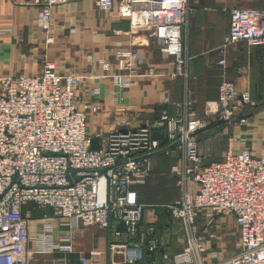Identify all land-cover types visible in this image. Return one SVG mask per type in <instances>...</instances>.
<instances>
[{
  "label": "built area",
  "instance_id": "2783aa9c",
  "mask_svg": "<svg viewBox=\"0 0 264 264\" xmlns=\"http://www.w3.org/2000/svg\"><path fill=\"white\" fill-rule=\"evenodd\" d=\"M71 1L76 0H34L40 6L38 33H44L46 47L55 42L54 8ZM93 1L100 11H117L128 17L132 28L148 31L155 45L173 57V76L183 80L177 114L164 110L154 123L139 126L121 120L122 128L99 134L101 145L94 147L88 116L100 107L79 106L76 87L83 75L59 74L45 57L38 76L1 78L0 264H28L31 240L37 241L38 253H73V231L63 232L53 242V219L70 227L76 221L110 231L109 252L122 257L113 264H264V153L234 152L230 144L223 160L207 164L199 146L197 135L206 123L194 110L190 92V0ZM239 42L264 46V9L231 10L223 46ZM102 64L115 65L114 84L127 88L139 75L143 60L138 49L130 48ZM254 104L249 90L223 78L217 111L221 120L245 123L243 112ZM159 154L175 159L170 174L180 190L179 198L161 205L165 225L159 219L144 222L146 204L138 189L151 175L152 158ZM29 202L53 211V217L44 216L34 236L23 214ZM228 216L237 226L239 250L221 258L217 249H209L207 239L214 238L217 219ZM201 218L204 234L198 229ZM174 223L184 232V246L178 251L173 250ZM120 224L126 230L118 228ZM98 254L81 255L79 264L96 261Z\"/></svg>",
  "mask_w": 264,
  "mask_h": 264
},
{
  "label": "crops",
  "instance_id": "0c3cea01",
  "mask_svg": "<svg viewBox=\"0 0 264 264\" xmlns=\"http://www.w3.org/2000/svg\"><path fill=\"white\" fill-rule=\"evenodd\" d=\"M190 6L188 72L194 110L206 123L197 135L205 162L223 160L230 144L234 152L249 149L255 156L261 155L264 153V46L239 42L224 47L223 42L230 30L231 10L264 9V0H190ZM39 12L40 6L34 0H0V79L38 76L45 57L54 63L59 74L83 75L76 87L79 106L85 109L91 103H98L100 107L97 114L88 116L94 147L101 145L99 134L122 128L121 120L139 126L154 123L164 110L177 114V103L183 97L182 77L173 76L176 70L173 57L155 45L148 31L132 28L128 17L117 11H100L93 0H76L54 8L55 42L46 47L44 33H38ZM130 48L140 51L143 64L130 87L119 88L112 78L115 65L104 66L102 60L115 61L119 50ZM225 77L237 81L240 90H249L255 102L243 112L247 117L245 123L231 125L218 117L219 85ZM160 157L152 158L154 164ZM167 160L171 165L175 161L171 157ZM140 188L141 185L138 189L145 203ZM23 214L31 236L36 234L44 216L53 217L52 209L34 202L23 206ZM53 223V242L63 232L73 231V253H38L37 241L31 240L27 244L28 264H66L64 258L79 264L81 255L90 256L94 251L99 252L94 256L96 261L91 259L87 264H113L122 260L120 255L109 252L110 231L82 226L76 221L71 227L58 219H53ZM211 240L207 239L209 247Z\"/></svg>",
  "mask_w": 264,
  "mask_h": 264
},
{
  "label": "rangeland",
  "instance_id": "374dc122",
  "mask_svg": "<svg viewBox=\"0 0 264 264\" xmlns=\"http://www.w3.org/2000/svg\"><path fill=\"white\" fill-rule=\"evenodd\" d=\"M167 159H169V157H167ZM170 165L171 162L165 160V158H160L156 164L153 162L151 175L147 177L146 182L141 185L140 189L143 194V200L146 203L144 209V222L147 224L156 223V221H158L157 209L164 212L161 208L163 203H168L180 197V190L176 184V180L170 174ZM201 222L202 218L198 221V229L200 233L204 234L203 226H200ZM173 226L175 228L173 250L178 251L184 246V232L179 223H174ZM213 233L214 238L210 241V246L219 251L221 258L229 257L239 250V233L234 217L228 216L218 218L216 227L213 228ZM215 239H218L217 247ZM211 247H209V249Z\"/></svg>",
  "mask_w": 264,
  "mask_h": 264
},
{
  "label": "trees",
  "instance_id": "16d2710c",
  "mask_svg": "<svg viewBox=\"0 0 264 264\" xmlns=\"http://www.w3.org/2000/svg\"><path fill=\"white\" fill-rule=\"evenodd\" d=\"M159 156H161L162 158H165V160H167V156L163 155V154H159ZM160 157V158H161ZM158 212H157V216H158V219H159V222L162 224V225H165L167 223V216L165 214V212H162L160 211L159 209H157Z\"/></svg>",
  "mask_w": 264,
  "mask_h": 264
},
{
  "label": "water",
  "instance_id": "95a60500",
  "mask_svg": "<svg viewBox=\"0 0 264 264\" xmlns=\"http://www.w3.org/2000/svg\"><path fill=\"white\" fill-rule=\"evenodd\" d=\"M118 228H120V229H122V230H126V227L124 226V224H120V225L118 226Z\"/></svg>",
  "mask_w": 264,
  "mask_h": 264
}]
</instances>
